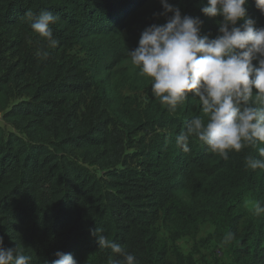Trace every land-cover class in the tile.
Wrapping results in <instances>:
<instances>
[{
  "label": "trees",
  "instance_id": "16d2710c",
  "mask_svg": "<svg viewBox=\"0 0 264 264\" xmlns=\"http://www.w3.org/2000/svg\"><path fill=\"white\" fill-rule=\"evenodd\" d=\"M147 3L0 0V114L17 132L0 128V237L6 248L22 245L30 264H51L57 251L70 253L77 264L122 259L99 248L92 235L96 228L134 254L138 264H165L166 249L158 243L155 226L180 215L191 224L218 222L217 235H234L230 246L236 245L238 264H264V214L244 210L248 197L264 205V169L246 165V157L259 158L264 144L229 152L224 160L190 138L185 153L176 146V136L188 120L202 115L193 94L171 112L144 77L150 85L144 87L146 103L137 109L117 106L116 121L104 122L81 114V86L56 80L43 66L35 70L21 60L15 69L10 61L26 39L40 37L25 17L28 11L48 10L57 17L50 27L56 46L64 49L126 34L140 38L151 25ZM202 5L207 0H192L189 16H198L200 34L214 39L222 18L205 16ZM245 7L255 27L264 28V11L255 0H247ZM109 78L103 65L92 75V86L116 92ZM20 90L31 100L14 102ZM139 131L152 136L140 161L132 164L126 145ZM90 168L100 169L101 176Z\"/></svg>",
  "mask_w": 264,
  "mask_h": 264
},
{
  "label": "clouds",
  "instance_id": "9594fccd",
  "mask_svg": "<svg viewBox=\"0 0 264 264\" xmlns=\"http://www.w3.org/2000/svg\"><path fill=\"white\" fill-rule=\"evenodd\" d=\"M160 3L163 12L159 15L165 23L146 27L128 55L139 75L151 79L153 96L169 111L175 112L189 94L202 106V115L188 120L176 136V146L188 153L190 138H195L227 160L229 152L264 144V28H256L255 21L247 17V0H207L200 7L205 16L222 18L214 39L200 34L198 16L182 15L168 0ZM255 3L264 11V0ZM25 17L49 47L57 45L50 27L57 17L51 11L41 10L39 15L28 11ZM239 21L243 23L237 26ZM258 154L259 158L246 157L251 170L264 169V147ZM250 203L256 216L264 214L259 201ZM100 233L98 228L92 232L99 248L122 257H110L109 264H138L134 254ZM233 239L228 232L221 243L228 245ZM55 256L51 264H77L70 253L57 251ZM31 259L22 245L6 248L0 237V264H30Z\"/></svg>",
  "mask_w": 264,
  "mask_h": 264
},
{
  "label": "rangeland",
  "instance_id": "374dc122",
  "mask_svg": "<svg viewBox=\"0 0 264 264\" xmlns=\"http://www.w3.org/2000/svg\"><path fill=\"white\" fill-rule=\"evenodd\" d=\"M191 2L192 0H168V3L180 9L182 15L190 14ZM145 10L149 24L165 23V18L159 15L163 12L160 0H148ZM138 41L139 38L134 33L122 35L119 40H95L91 43L72 44L62 49L57 46L49 47L46 40L35 36L26 39L22 43V51H14L10 61L15 65V69L21 60H25L27 66L35 70L43 66L44 70L49 69L55 74L56 80L81 86L82 94L77 102L82 105L81 114L114 123L118 113L115 112L117 106L123 107V110L126 107L137 109L146 103L147 94L144 87L149 88L150 85L139 75V69L132 65L128 55V50L138 46ZM103 65H106V70L110 72L109 82L112 89L117 87L116 92L92 86V75ZM30 100L31 97L26 91L20 90L14 102ZM0 128L6 133H17L3 120L2 114ZM151 136L149 132L139 131L134 140L127 143V159L132 161V164L140 161ZM90 170L97 176L102 174L98 168ZM250 201L254 200L248 197L244 210L254 215ZM183 217L180 215V218L160 219L155 226L158 243L166 249L165 264H238L235 261L238 254L234 247L236 245H223V236L217 235L218 222L198 220L191 224L188 220H183Z\"/></svg>",
  "mask_w": 264,
  "mask_h": 264
}]
</instances>
